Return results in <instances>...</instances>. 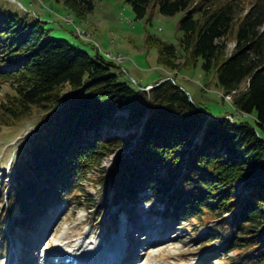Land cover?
<instances>
[{
    "label": "trees",
    "instance_id": "16d2710c",
    "mask_svg": "<svg viewBox=\"0 0 264 264\" xmlns=\"http://www.w3.org/2000/svg\"><path fill=\"white\" fill-rule=\"evenodd\" d=\"M126 1L136 19L152 7L164 16L184 12L179 54L214 71L222 93L233 94L234 111L252 121L210 118L173 78L148 92L121 82L116 64L97 48L92 59L49 38L41 19L29 25L0 8V84L12 90L0 104V129L39 112L24 156L11 164V187L5 189L9 176L0 180V238L8 237L4 226L31 229L50 205L83 193L87 176L114 154L108 175L97 173L99 208L133 201L147 189L163 203L164 216L205 221L208 242L224 236L223 251L235 252L226 264H264V0L247 10L243 0ZM66 2L78 21L93 8L86 0ZM229 36L234 47L226 57ZM146 41L156 47L159 65L179 68L174 45ZM117 112L127 117L117 121ZM120 128L138 131L112 134Z\"/></svg>",
    "mask_w": 264,
    "mask_h": 264
},
{
    "label": "rangeland",
    "instance_id": "374dc122",
    "mask_svg": "<svg viewBox=\"0 0 264 264\" xmlns=\"http://www.w3.org/2000/svg\"><path fill=\"white\" fill-rule=\"evenodd\" d=\"M86 1H90L93 8L83 21L75 18L74 13L65 5L66 0H0V8L17 13L29 25L37 18L41 19L43 27L49 31V38L64 40L73 48L86 52L92 59H95L96 54L93 48H97L100 53H109L105 54L109 58L111 54V58L115 59L112 61L116 64L113 72L121 82H130L136 87L145 86L141 90L148 92L156 86V81L162 83L173 78L190 100L213 114L210 118L219 119L224 116L231 122L252 121L251 117L234 111L231 106L233 94L222 93L217 86L214 71L205 72L201 67V60L189 64V61L179 54L181 33L178 23L184 12L164 16L158 12L157 7H152L144 18L136 19L126 0ZM243 1V7L247 10L255 0ZM78 30L85 33L80 40L77 39ZM148 36L176 47L178 54L175 63L178 64V69L169 70L157 63V49L148 45ZM226 44L227 57L233 50L234 37L229 36ZM245 85L243 83L238 92L243 91ZM6 94H12V90L8 83H2L0 104ZM126 117V112H117L115 115L117 121ZM38 120L39 112L33 111L30 117L18 126L0 129V180L4 179L3 175L9 176V179L5 180V189L11 187V164L17 156H24V145L34 134ZM103 131L102 135L105 136L107 130ZM133 131L138 130L126 131L120 128L113 130L112 134L123 137ZM129 150L123 153L128 154ZM115 157L114 154L105 157L97 173L107 176ZM97 173H90L88 180L82 183L83 193L76 196L71 192L60 202L50 205L46 212L36 218L37 222L31 229L21 231L15 227L12 228L13 231H9V226H4L8 237L3 241L0 238V264H7V258L15 251L19 256V264H41V257L38 263L36 261L37 247L40 246L37 242L44 234L42 241L48 238L47 242L50 241L57 247L63 245L59 241L61 236L70 237L76 243L81 241V236H89L92 242L100 245L98 250L101 252L115 239V236L111 237L113 232L121 230L123 226L131 228L135 224H138L137 231H130L134 237L130 241H134L133 249L136 250L137 256L143 257V253L141 255L139 252L151 247L148 244L151 239L159 242L152 245L140 264H226V258L235 256V252L226 254L223 251L226 247L224 236L211 242L205 239L210 232L205 221L194 225L164 216L163 203L152 198L147 189L140 191L133 201H124L114 207L112 205L109 210L99 208L102 194L98 193L100 184L95 182L98 179ZM108 188L111 195V187ZM237 188L241 192V185ZM136 200L138 201L134 204ZM3 207L6 210L7 206ZM140 224L145 226L141 228ZM76 238L80 241H76ZM57 240L60 244L56 243ZM47 242L44 243L48 244ZM42 247L41 244L40 249ZM44 261L46 262V258Z\"/></svg>",
    "mask_w": 264,
    "mask_h": 264
},
{
    "label": "bare ground",
    "instance_id": "6f19581e",
    "mask_svg": "<svg viewBox=\"0 0 264 264\" xmlns=\"http://www.w3.org/2000/svg\"><path fill=\"white\" fill-rule=\"evenodd\" d=\"M69 21V20H68ZM77 30V29H76ZM79 31V30H78ZM102 56H104L105 59L107 60H115L114 58H111V54H110V58L109 56L105 55V54H108L109 53H101ZM113 57V56H112ZM120 57V56H119ZM129 221H132L131 218H128ZM144 225V224H143ZM142 224H140L141 228L143 226ZM137 226L138 224H135L133 227H122L121 230L123 229L124 231V235H121V238H119V244H118V247L117 249H114V248H111L110 246L113 245V243L115 242L117 236H115V239L113 241L110 242V246L107 247L109 248L108 250L111 249V251L113 253H111L112 255H110V257H108L107 259L109 260V262H106L107 264H140L141 262V259L149 252V250L151 249L152 245H156V243H159L157 242L155 239H151V242H146L148 243L151 247H148L147 249H145L144 251L142 252H139L141 255L143 253V257H140V256H137L136 255V250L133 249L134 247V241H130V239L133 237L132 233H130L131 230H135L137 231ZM145 226V225H144ZM143 226V227H144ZM59 227V226H57ZM57 228L55 227L54 230H56ZM134 231V232H135ZM56 233V232H55ZM147 234L149 235V232H147ZM45 235V234H44ZM43 235V236H44ZM87 235V234H85ZM42 236V238L40 240H38L37 243H39L40 246L37 247V250H38V253H37V258H36V261L37 263L40 261L38 259H40V257L42 258V263L41 264H51V261H49V253L51 251H56L58 250V248L60 247H57V246H54L49 242H47L49 239L48 238H45L43 241L42 239L44 238ZM150 236V235H149ZM45 237H48V236H45ZM59 241L61 244H63L64 246H67V247H70L72 249L73 252H76V253H80L78 254V256H74L73 259H75L77 261L78 264H106L105 262L103 261H106L104 258H101V253L103 251L100 252V249L99 248V244H96L95 241H91V237L89 236H81L80 239L79 238H76V241L79 240L78 242L79 243H76L75 240L71 239L70 237L67 238L66 236H61L59 237ZM48 239V240H46ZM134 239V237H133ZM43 242V243H42ZM44 242H47L48 244L44 243ZM58 243V240L57 242ZM58 243V244H60ZM41 244L43 245L42 249H40L41 247ZM45 244V245H44ZM36 247V245H35ZM45 247V249H43ZM142 247V246H141ZM144 249V248H143ZM22 251V250H21ZM123 251H126V253H123ZM16 252V251H15ZM17 253V252H16ZM21 254V252H20ZM39 254V256H38ZM113 254L114 256H116V259L114 260H111L112 257H113ZM51 255V254H50ZM59 257L63 256L62 253H59L58 254ZM26 256V255H25ZM24 256V257H25ZM66 256V255H64ZM39 257V258H38ZM46 258V262L44 261V259ZM111 260V261H110ZM143 260V259H142ZM146 262V261H145ZM20 263V260L18 259L17 263L16 264H19ZM53 264V263H52ZM58 264H61V263H58ZM147 264V263H146Z\"/></svg>",
    "mask_w": 264,
    "mask_h": 264
},
{
    "label": "built area",
    "instance_id": "2783aa9c",
    "mask_svg": "<svg viewBox=\"0 0 264 264\" xmlns=\"http://www.w3.org/2000/svg\"><path fill=\"white\" fill-rule=\"evenodd\" d=\"M65 21H66V23H70L67 20H65ZM76 32H77L76 34H77V36H78L79 39H82L83 38V35H85V33L83 31H76Z\"/></svg>",
    "mask_w": 264,
    "mask_h": 264
}]
</instances>
